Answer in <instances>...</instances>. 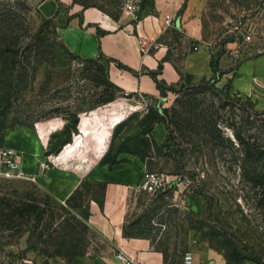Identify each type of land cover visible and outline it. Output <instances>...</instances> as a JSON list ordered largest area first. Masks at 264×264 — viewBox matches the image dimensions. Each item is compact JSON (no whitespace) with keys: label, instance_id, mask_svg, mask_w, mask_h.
Wrapping results in <instances>:
<instances>
[{"label":"rangeland","instance_id":"obj_1","mask_svg":"<svg viewBox=\"0 0 264 264\" xmlns=\"http://www.w3.org/2000/svg\"><path fill=\"white\" fill-rule=\"evenodd\" d=\"M5 1L0 0V9L8 8ZM181 1L184 7L187 0ZM153 2L155 0H71L67 9L95 7L112 16H119L127 11L141 16L154 11ZM27 3L29 8L26 10L13 8L16 13L21 14V21L24 23L25 46L35 45L36 38L42 36L47 50L44 56L49 61L42 62L37 68L35 65V70L32 65L29 69L31 78L28 86L15 87L10 93L7 91L5 76L8 71L5 72L0 63V139L3 135L4 143L6 135L11 131H27L29 149L42 146L49 165L50 156L58 155L71 143L63 145L58 153L46 154L51 141L57 144L64 139V136L53 138V135L60 133L70 122L68 113L71 110L78 108L81 109L79 115L101 120H112L116 116L127 114L129 116L136 111L141 113V118L147 112V106L160 101L162 97L151 98L140 93H127V97L91 109L105 88L103 82L107 77L108 62L92 63L70 52L63 44L57 27L44 22L36 1L27 0ZM181 25V22L180 26L175 22L168 25L161 41L169 46L170 57L178 63L183 52L200 47L215 55L222 73L220 72V79L214 83L212 90L199 95L201 101L198 102L197 110L215 120L225 139L231 142L209 141L210 135L196 136L187 130L184 135L186 142L182 146L189 151L181 163L184 170L177 175L175 172L178 162L173 158H158L159 167L148 171L137 156L127 153L121 156L129 158V162L109 169L100 164L103 156L99 159V154L94 153L95 147L89 138L87 140L90 141V146L84 162L85 171H90V175L84 177L81 183L99 181L94 179L99 170L105 173L106 170L112 171L138 160L137 164L142 163L145 171L140 182L129 187L124 222L134 225V233L139 237L132 238L149 240L151 249L163 256L165 264H183V256L188 251L203 263L211 254H217L223 255L227 264H242L227 260L222 242L231 240L243 244L246 241L244 238L247 239L245 234L253 231L256 249L262 253L260 264H264V212L253 205L250 185L238 161L240 145L236 138L239 133L252 143L264 145V107L263 104H258V96L249 98L230 89L235 67L244 59L264 52V0H208L198 15L196 24L187 28ZM192 29L197 30L196 34H193L195 31ZM29 53L33 57L32 61H36L40 58L42 49L34 46ZM199 71L209 75L205 68L201 67ZM183 83L188 87L189 81L186 78ZM176 97V92L169 91L163 106H171ZM179 109L182 110L180 107ZM112 132L113 130L111 135ZM75 133L77 135L78 132H73L72 139ZM168 133L166 129V135ZM111 135L105 145L107 149ZM140 135L139 128L133 129L118 143V147ZM192 139L194 141L188 143ZM4 146L5 144L0 146V152ZM18 155L20 157L19 153ZM175 156L178 158V155ZM20 165L22 166L21 160ZM63 166L64 171L75 167L70 163ZM21 171L22 176L18 175L19 170L14 175H8L0 154L1 207L6 203L33 198L42 203L46 194H50L23 169ZM94 171L97 173L92 174ZM152 176L163 179L164 186L168 189L164 195L156 197L143 188ZM88 187L83 190L82 207L74 210L78 218L89 227L84 240L87 255L99 256L104 260L116 257V241L93 223L103 220L98 211L99 203L90 201L92 194L96 192L99 195L100 192L95 186L87 192ZM50 201L57 206L66 203L57 201L51 194ZM249 223L256 226L251 229ZM8 234L7 231L0 232V264H33L35 260L42 261L32 251L24 252L28 233L22 237ZM59 261L64 264L63 260ZM50 263L54 264L53 260ZM245 264L258 263L250 260Z\"/></svg>","mask_w":264,"mask_h":264},{"label":"crops","instance_id":"obj_2","mask_svg":"<svg viewBox=\"0 0 264 264\" xmlns=\"http://www.w3.org/2000/svg\"><path fill=\"white\" fill-rule=\"evenodd\" d=\"M35 1L40 16L43 19H53L69 49L85 59L108 62L109 78L126 93L161 98L154 73H157L158 79L165 80L169 85H175L181 80L179 69L185 74H192L196 82L214 76L210 50L204 47L187 50L183 52L180 63L173 58L163 61L170 48L161 41L168 25L173 22L179 26L181 22V26L186 28L196 24L198 15L208 0H187L184 7L181 0H155L154 11L141 16L127 11L116 18L95 7L85 9L74 7L73 10H69L67 7L71 0ZM193 31H195L193 34H196L197 30ZM161 61L162 70L159 69ZM201 67L205 68L209 75L200 73ZM230 82L233 92H240L249 97L256 95L258 104H263L264 107V52L244 59L233 70ZM127 116L128 114L116 116L112 120H101L80 115L77 135L75 133L65 150L58 155L50 156L49 165L42 146L29 149L27 131L17 130L8 133L4 148L19 153L23 171L34 178L57 201L65 202L84 177L90 175V171H85L84 162L87 148L90 146L87 139L92 140L94 153L99 154L100 159L106 152L105 145L115 123ZM153 135L157 140H163L166 136L165 124H156ZM137 161L121 165L112 171L106 170L105 173L99 170L95 175L94 179L107 182V188L104 206L98 207L103 220L93 223L116 241L117 251L125 250L141 264H165L163 256L151 249L149 240L126 238L123 235L129 187L138 184L145 171L144 165L137 164ZM69 163L75 167L64 171L63 165ZM94 173L97 172H92ZM195 263L227 264L225 257L217 254H211L204 263L195 257ZM71 264H121V262L115 256L104 260L99 256L86 255L74 257Z\"/></svg>","mask_w":264,"mask_h":264},{"label":"trees","instance_id":"obj_3","mask_svg":"<svg viewBox=\"0 0 264 264\" xmlns=\"http://www.w3.org/2000/svg\"><path fill=\"white\" fill-rule=\"evenodd\" d=\"M5 4L8 8L0 9V63L3 64L4 71H8L5 76L7 91L10 93L14 91L15 87L28 86L31 78L29 69L32 65L33 70H35V65L37 68L38 65L44 61L48 62L49 59L44 56L47 50L45 49L46 46L42 36L36 38L35 45L29 46V44H26L25 46L24 23L21 21V14L16 13L13 8L19 10L28 9L27 0H6ZM152 7L154 8V2ZM113 17L116 18L118 16ZM44 22L55 25L52 18L44 19ZM63 44L72 52L64 41ZM34 46L42 49V54L36 61H32L33 57L29 53ZM168 59H171L170 49L163 61ZM86 60L92 63L97 61L102 62L100 59ZM162 68L163 62L161 61L159 69L162 70ZM211 68L214 76L211 79H202L197 82L194 81L192 74H185L179 69L181 80L175 85H169L165 80L158 79L157 73H154L157 87L163 98H167L169 91L176 92L177 97L174 103L169 107H164L158 101L155 104L147 106V112L141 118V113L136 111L125 119L117 121L108 149L103 155L100 164L113 169L123 162L130 161L129 158L121 156L127 153L137 156L146 165L147 170L152 171L154 168L159 167L158 158L170 157L178 162L175 174L180 175L184 170L181 163L187 151H189L188 148L182 146L186 142L184 135L187 130L196 136L200 134L210 135L209 141L228 140L231 142V140L225 139L221 128H219L215 120L209 119L206 114L197 110L200 100L199 95L212 90L214 83L220 79L221 71L219 70L217 58L213 54L211 57ZM16 71L17 74H15ZM185 78L189 81L188 87L186 83H183ZM179 84L181 85L178 88ZM103 85L105 88L94 101L90 107L91 109L107 105L129 95L111 81L108 71ZM80 111L81 109L77 108L68 113V117L71 119L70 122L66 124L60 133L53 135V138L61 135L64 136V139L57 144H53L51 141L49 149L46 152L47 155L58 153L63 145L71 142L73 132H78ZM134 121H137L136 124H133ZM158 123H164L166 129L169 131L161 142L152 133L155 125ZM135 128L140 129L141 135L127 140L126 143L118 147V143ZM236 138L240 145L238 149V161L243 170V175L247 178L250 185V190L254 197L253 205L264 212V145L252 143L239 133L236 134ZM193 141L194 139L188 141V143ZM3 144L4 136L2 135L0 146ZM164 149L167 150L164 151ZM175 155H178V158H175ZM182 177L184 176L182 175ZM86 186H89L87 192L91 190L92 186L97 187L100 194L98 195L96 192L92 194L90 201L94 200L103 207L107 182L83 181L66 200V203L61 206L51 204L50 194H46V199L42 203L33 198L6 203L4 207L0 206V232L4 233L7 231L8 235L12 237H22L28 233L27 247L24 249V252L32 251L37 257L42 259L41 262L37 260L33 261V264H51V260H53L54 264H61L59 260H63L64 264H71L74 257L88 254L84 240L89 227L74 213V210L83 205L81 201L84 196L83 190ZM167 191L168 189L164 186L162 189H158L154 195L160 197ZM249 224L251 229L256 226L251 225V223ZM133 228V224L125 223L123 226L124 237H139L134 233ZM245 235L247 239L244 238V241H246L243 244H239L240 241L235 243L231 240L222 242V248L227 260L242 264L252 260L260 264L262 253L261 250L256 249V245L254 244L256 238L253 236V231Z\"/></svg>","mask_w":264,"mask_h":264},{"label":"built area","instance_id":"obj_4","mask_svg":"<svg viewBox=\"0 0 264 264\" xmlns=\"http://www.w3.org/2000/svg\"><path fill=\"white\" fill-rule=\"evenodd\" d=\"M0 154L3 166L7 170L6 173L8 175H14V172L17 170H19V176L23 175L21 171L22 166L20 165V157L16 151L9 148H2ZM163 185V179L152 176V178L144 184L143 188L151 193H155ZM116 258L121 262V264H141L138 260H136L133 256L128 254L123 249L117 251ZM183 264H196L195 256L192 252H185L183 256Z\"/></svg>","mask_w":264,"mask_h":264},{"label":"water","instance_id":"obj_5","mask_svg":"<svg viewBox=\"0 0 264 264\" xmlns=\"http://www.w3.org/2000/svg\"><path fill=\"white\" fill-rule=\"evenodd\" d=\"M165 100H166V98H163V97H162V98L160 99V104H163V102H165ZM163 187H164V185H163L160 189H162Z\"/></svg>","mask_w":264,"mask_h":264}]
</instances>
